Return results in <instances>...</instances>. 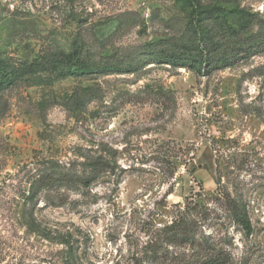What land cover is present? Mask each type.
Wrapping results in <instances>:
<instances>
[{
    "label": "rangeland",
    "instance_id": "1",
    "mask_svg": "<svg viewBox=\"0 0 264 264\" xmlns=\"http://www.w3.org/2000/svg\"><path fill=\"white\" fill-rule=\"evenodd\" d=\"M151 39L162 61L147 55L134 72L0 89V264L191 259L196 249L166 237L179 216L227 264H264V0H0V57L11 63L65 56L75 41L85 58L116 59ZM97 155L115 169L85 186L37 183L56 168L86 176L81 163Z\"/></svg>",
    "mask_w": 264,
    "mask_h": 264
},
{
    "label": "trees",
    "instance_id": "2",
    "mask_svg": "<svg viewBox=\"0 0 264 264\" xmlns=\"http://www.w3.org/2000/svg\"><path fill=\"white\" fill-rule=\"evenodd\" d=\"M199 10L198 6L192 8L190 10V19L195 26L194 32L196 33V39L199 40L200 45L203 47L201 49L202 60L205 64H209L211 63V59L207 58L209 56L208 47L202 40L198 21V15L203 10ZM229 27L232 28V26ZM257 39H259L258 36L255 37V40ZM140 49L141 48L137 50L134 49V51L127 52V54L122 55L121 58L116 59L112 56L96 58L94 53H91V55H88V57L85 58L83 53H88L86 44L75 41L70 44L65 56L62 52L47 50L48 52H44V55L34 58L31 62L22 61L11 63L5 60V58L0 57V89L8 88L21 81L30 83L35 80L36 83H39L42 81L48 82L55 77L134 72L138 69V64L140 62L148 60L147 55L153 56L154 61H162L164 52L161 49L157 50L156 43L153 39L145 44L144 51H140ZM202 51L205 53L204 56ZM134 55H138L139 57L136 59L134 58ZM171 57L175 61L177 55L171 54ZM86 95H88L86 98L88 100L95 97L91 96L90 93ZM81 99L82 97H75L76 106H79L78 103H80L79 100ZM81 165L83 167L82 170H89L86 176L68 173L63 171L64 169L56 168V170L60 171L39 176L37 183L41 187L52 183L57 186H66L76 182L85 186L100 173L115 169V166L102 155L93 156L82 162ZM72 167L73 166L67 170H71ZM228 205L229 215L236 223L241 225L246 234H250L252 231V225L245 206L241 202L230 198L228 200ZM165 228L168 243H187L197 250V253L193 258L186 259L176 256L174 258H169V264H227L228 260L221 251L216 250L209 244L205 245V243L197 242L198 240H196L193 235V225L192 223H189L186 217L179 216L174 218ZM68 255L69 256H67L66 259H69L70 262L74 261L71 250H68Z\"/></svg>",
    "mask_w": 264,
    "mask_h": 264
}]
</instances>
